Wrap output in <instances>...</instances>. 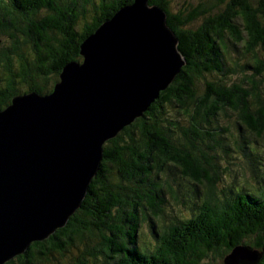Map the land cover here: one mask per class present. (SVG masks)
I'll list each match as a JSON object with an SVG mask.
<instances>
[{"label":"trees","instance_id":"16d2710c","mask_svg":"<svg viewBox=\"0 0 264 264\" xmlns=\"http://www.w3.org/2000/svg\"><path fill=\"white\" fill-rule=\"evenodd\" d=\"M132 2L0 0V110L52 92L82 41ZM148 4L165 12L184 64L103 143L66 224L4 264H225L237 246L264 264V0ZM6 53L20 58L17 72Z\"/></svg>","mask_w":264,"mask_h":264},{"label":"water","instance_id":"95a60500","mask_svg":"<svg viewBox=\"0 0 264 264\" xmlns=\"http://www.w3.org/2000/svg\"><path fill=\"white\" fill-rule=\"evenodd\" d=\"M166 14L134 0L80 45L47 94L0 110V264L63 227L86 196L103 143L139 117L182 64ZM237 246L225 264H251Z\"/></svg>","mask_w":264,"mask_h":264},{"label":"rangeland","instance_id":"374dc122","mask_svg":"<svg viewBox=\"0 0 264 264\" xmlns=\"http://www.w3.org/2000/svg\"><path fill=\"white\" fill-rule=\"evenodd\" d=\"M171 1V6H172V9L174 10V11H176V10H184V9H186V10H188L189 9V7L190 6H195L196 4H197V2H199V0H170ZM190 5V6H189ZM59 37H61L60 35H59ZM62 38V37H61ZM24 51L27 49V50H30V48H29V46H28V43H26V44H24V46H22L21 47ZM3 53L4 52H2L0 55H3ZM17 53V52H16ZM6 54H8V53H6ZM18 54V53H17ZM33 55V54H32ZM8 56L11 58V62H12V67H11V72L12 73H14L15 71L17 72L18 70H19V64L18 63H21V60H20V58H18V56L17 55H15L14 53H9L8 54ZM17 56V57H16ZM26 57V56H25ZM29 57V56H28ZM34 58H36V56H34ZM29 59V58H28ZM29 60H31V61H33V58L31 57ZM13 61H14V63H13ZM3 64H4V62L3 61H1ZM71 62H74V61H71ZM30 63V61L28 62L27 60H26V64H29ZM27 67H29V66H27ZM1 71H2V73H1ZM14 71V72H13ZM2 74H4V67H3V65H1V63H0V77H3V75ZM19 76L17 77V81H20L21 79L19 78ZM59 80V79H58ZM14 82L16 83V80H14ZM25 83V82H24ZM17 84V85H16ZM15 84V86L17 87V89L19 88V87H21L23 84H21V83H16ZM169 85V84H168ZM167 87V86H166ZM41 95H43V94H41ZM11 102V101H10ZM229 181V178L227 177V180H226V182L225 183H227ZM142 227L144 228V229H146V227L145 226H143L142 225ZM148 236V235H147ZM250 252H254V251H252L251 249H248ZM77 251L76 250H74V252H73V257L74 256H76L77 255V253H76ZM60 257V255L58 256V254H56V258H59ZM88 258H89V256H87ZM59 262V264L60 263H62V262H65V260H63L62 262H60V261H58ZM68 262H69V260H68ZM211 263H215V264H223L222 263V259H220V258H218V259H216V258H213V261L211 262Z\"/></svg>","mask_w":264,"mask_h":264}]
</instances>
